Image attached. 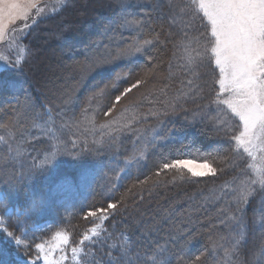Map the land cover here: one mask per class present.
<instances>
[{
	"label": "rangeland",
	"instance_id": "374dc122",
	"mask_svg": "<svg viewBox=\"0 0 264 264\" xmlns=\"http://www.w3.org/2000/svg\"><path fill=\"white\" fill-rule=\"evenodd\" d=\"M170 4L179 8L170 10ZM214 42L192 0H34L27 20L8 24L0 55L10 62L21 59L16 69L0 67V90L4 86L12 90L0 97V264H102L92 246L95 241L96 247L105 243L101 236L105 237L104 223L111 214L106 220L87 217L97 209H84L93 182L98 178L99 185L106 183L110 196L113 186L118 187L128 173L126 168L143 171L160 146L166 153L184 123L204 124L205 139L212 135L220 139L196 157L189 155L187 141L183 146L187 153L176 148L168 151L173 153L164 156L163 162L185 159L196 165L211 152L207 162L216 175L193 178L183 171L156 175L162 163L148 177L122 189L114 203L134 201L136 192L157 179L208 183L212 186L194 198L201 201L197 207L204 213L203 207L213 203L214 213L195 220L191 213L196 209L189 207L186 228L173 236L190 238L196 230H212L215 224L221 228L209 237L212 241L197 247L198 257L209 258V264H257L264 248V185L260 183L264 138L254 141L252 154L234 141L243 124L222 103L231 93L221 92V74L210 52ZM189 55L194 65L189 64ZM143 58L144 64L136 66ZM137 81L141 83L117 103L115 97ZM31 86L44 97L42 102L29 97ZM172 121L177 127L168 126ZM162 127L167 129L161 136ZM126 152V165L119 166L117 154ZM46 157L51 163L44 162ZM115 164L119 169L113 174ZM243 186L253 190L246 205L237 203ZM174 199L154 201L153 206L165 207L137 218L139 226L159 224L151 229V239L157 238L164 222L173 216L182 218L171 203ZM29 206L32 210L24 216ZM96 225L99 237L89 231ZM127 230L117 237L129 240ZM106 232L113 237V232ZM57 233L69 234L70 244L62 245ZM162 233L167 237L168 232ZM85 234L93 239L84 241ZM12 237L22 243L18 245ZM40 243L44 251L35 248ZM72 247L83 251L74 258Z\"/></svg>",
	"mask_w": 264,
	"mask_h": 264
},
{
	"label": "snow or ice",
	"instance_id": "6c2138e0",
	"mask_svg": "<svg viewBox=\"0 0 264 264\" xmlns=\"http://www.w3.org/2000/svg\"><path fill=\"white\" fill-rule=\"evenodd\" d=\"M192 2L196 6V10L202 13L206 19V23L210 27L211 37L215 41L210 52L214 55L215 65L219 67L221 74L218 81L221 92L229 91L231 93V98L223 100L222 103L227 105L243 124V130L233 139L246 152L252 154L251 146L254 141L264 138V0H192ZM33 5L34 0H0V41L5 38L8 24L18 19H28V14ZM178 8V5L170 4V10ZM205 50L207 51V49ZM135 51L138 53L140 48L137 47ZM130 54L122 53V55ZM20 59L10 62L6 57L0 55V67L16 69ZM188 60L189 64H195L191 55H189ZM94 63H100V61H94ZM192 71L195 75L194 66ZM117 79L119 78L117 77ZM140 83L137 81L131 88L125 89L121 96L115 97V101L118 103L123 95H127L132 88L137 87ZM220 102L217 101V103ZM211 155V152L202 155L200 159L204 163L196 165L185 159L164 162L155 174L159 175L166 171H183L193 178L204 177L209 174L216 175V169L207 162ZM44 162L51 163V160L46 157ZM198 169H206V171ZM181 178L183 179V177ZM251 183H255V181ZM260 183L264 185V176L261 177ZM252 195L253 190L251 188L241 187L237 203L246 205ZM116 208L115 203H110L107 208L89 211L87 217L106 220L111 213L115 212ZM31 210V206H29L23 215L27 216ZM239 211L242 209H238ZM233 218L235 219V217ZM240 223H242V217ZM89 231L93 236L99 237L100 226H93ZM8 235L12 236L11 233ZM12 238L18 245L22 243L19 239ZM56 239L65 246L71 242L70 235L67 233H57ZM83 240L91 241L92 237L85 234ZM110 247L115 248L116 245ZM35 248L38 251H44L45 245L43 243L36 244ZM133 249L134 246L130 240H124L119 246L120 255L118 257L112 256L111 253L108 254L109 264H137L140 256L136 254L133 257ZM61 251L63 252L64 249L61 248ZM82 251V248L77 247L71 249L74 258ZM61 259L63 260L65 257L61 256ZM30 264H34V262H30ZM152 264H167V262L153 258Z\"/></svg>",
	"mask_w": 264,
	"mask_h": 264
},
{
	"label": "trees",
	"instance_id": "16d2710c",
	"mask_svg": "<svg viewBox=\"0 0 264 264\" xmlns=\"http://www.w3.org/2000/svg\"><path fill=\"white\" fill-rule=\"evenodd\" d=\"M145 60L146 58L138 60L137 62H135L136 66L138 65L140 66L144 64L143 62ZM30 89L31 91L28 92L29 97H31V99H33L37 104L38 102H42L44 97L40 95L39 92H36L32 86ZM9 94H12V90L7 86H4V89L0 90V97H3L1 95L8 96ZM177 125L178 124L173 122V124L169 123L168 126L177 127ZM181 125L185 126V128L180 129L178 131V134H176L177 136H175L176 137L175 140L170 142L169 146H167L168 151H172L176 148H179L177 151L178 153L180 152L187 153L186 151H184L186 149H184L183 146H185L188 143L187 141H190L191 144L189 145V151H188L189 155L196 157L197 155L205 152L206 149L208 150V148H210L211 146L216 145L220 139L218 138L219 135H212V138L205 139L203 137V133L207 134L208 132L204 124L197 125L194 123L192 124V126H188V124L184 123ZM166 129H167L166 127H162L158 135L162 136V134L164 133L162 131H166ZM199 129L200 132L198 131ZM191 136H193V138ZM190 139H192V142ZM203 139H205V141ZM128 149L129 148H125V151ZM162 149H164V147L161 146L157 149V153L155 154L156 158L155 156L153 157L152 155L149 156L147 169H145L144 167L143 171H132L133 169L128 170L126 168L128 173L124 177L122 176L123 178H121V183H119L118 187L113 186V192L112 194H110V196H108L106 193L108 187V186L106 187L105 185L106 183L103 186L99 185L100 183L98 182V178H96L91 187L92 188L91 192L89 193L88 197L85 198L87 202L84 204V209L94 210L95 208L97 209L107 208L108 204L117 201L122 193V192L120 193L122 189H126L130 187L131 184L137 182L138 180L146 176L148 177L153 172V170L157 168L159 164L161 165L162 163H164L163 162L164 156L166 158L168 154H169L168 156H170L173 153L168 151L164 153ZM127 153L128 152L117 154V157L120 159L118 162L119 166L122 164L126 165L127 159H125L124 157L128 155ZM118 165L115 164V166H113L114 167L113 174H115L118 171L119 169ZM104 169L105 166H103V170ZM158 169L159 168H157V170ZM145 186L147 187H145L144 190H141L143 192L135 193L137 195L133 196L134 201H129V202L127 201L125 203H120L119 206L117 205L115 212L111 213V217L107 220V223L106 222L104 223L103 229L105 230V232L103 233L105 234V237L101 236V240H104L105 243L99 244L100 246L104 245V248L100 246L96 247L98 245L96 241L94 243V246H92L95 250L99 251V259L96 256V260L103 261L102 264H109V257H108L109 253H111L112 256L118 257L120 255L119 246L122 244V242L125 239L123 238L119 239L117 235H120V233H122V230L124 231V229L127 230L128 228L126 232L129 234V240L131 244L134 246L133 257H135L136 254H139L140 256V260L137 261V264H152L153 258L166 261L167 264H209V258L201 259L202 255H200L199 257L201 260L199 259L198 257L199 249L197 250V247L203 243H209V241H212L211 239H209V237H212L213 236L212 233L219 230L221 226H215V224H213V226L211 227L212 230L200 228L201 231L199 232V230H196L194 232V235H191L190 238L187 236L186 238H183L185 235L183 234L181 235L179 233H178V237H174V236L177 235V232H180L181 230L186 228L188 216H190V213L188 212L189 207H193L196 209V212L191 213L193 215L192 218H195V220L199 219L201 215L207 214L209 216L214 213L215 205L213 203H211L210 206L203 207L205 210L204 213L201 206L199 207V209L197 207L198 204L201 205V201L198 198L197 199L194 198L195 197L194 195L198 191L199 192L201 190L205 191L208 189V187H211L212 185H208V183H202V182L185 184L180 181L167 183L164 181V178H162V179H157L155 181H151ZM132 191H135V188L134 190L132 189ZM151 193H153V197L150 196ZM145 194L148 196L147 197L148 199H146ZM171 196H175V199L171 201V203L173 204V206H177L180 209L182 218L180 220H177V218L173 216L172 219H169L168 221L164 222V225L161 227L159 234L156 235L157 238L151 239L150 236H152V230L158 228L159 224L150 225V227L147 228L145 225L139 226L138 223H136V220L139 216L147 213L148 211L151 212L152 215L154 211L155 214L159 213L160 212L159 210H161V208L165 206L163 205H159V207L155 205L153 206L154 201L155 202H157L156 200L162 201L163 199L170 198ZM94 202H95V206L91 208L89 205L93 204ZM194 203L196 207L194 206ZM214 203L216 204V206L220 204L218 201ZM157 208L158 210H154ZM79 209H80L79 210L80 213L82 208ZM105 225H107L109 228H105ZM118 226L120 228H118ZM202 226H205V224L199 225V227ZM149 230L151 231L149 232ZM163 230L165 232H168V235L172 234V236L168 237L167 235V237H164L162 233ZM106 231L111 233L113 232L112 233L113 237H107L108 234H106L107 233ZM204 231H206V234L204 233ZM187 233L188 232H186L185 234ZM115 237L118 239H116ZM172 237H174V239H171ZM113 238H115L116 240H113ZM111 245H116V247L112 248L110 247ZM261 254L263 255V257L261 258L260 256V259L259 261H257V264L260 263L264 264V248L262 249ZM195 257H198L196 258V260L198 259L199 262L195 261Z\"/></svg>",
	"mask_w": 264,
	"mask_h": 264
}]
</instances>
